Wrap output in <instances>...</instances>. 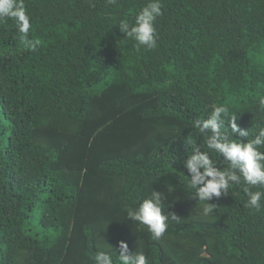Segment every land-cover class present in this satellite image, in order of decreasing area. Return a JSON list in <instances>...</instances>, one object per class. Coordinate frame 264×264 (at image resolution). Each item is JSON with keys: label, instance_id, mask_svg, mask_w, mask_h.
<instances>
[{"label": "trees", "instance_id": "trees-1", "mask_svg": "<svg viewBox=\"0 0 264 264\" xmlns=\"http://www.w3.org/2000/svg\"><path fill=\"white\" fill-rule=\"evenodd\" d=\"M147 2L25 0L34 51L0 21V264H120L121 240L149 264H264V199L242 181L206 215L183 164L195 143L229 166L191 126L218 104L264 127V0H162L151 50L119 29ZM151 191L178 217L159 239L126 212Z\"/></svg>", "mask_w": 264, "mask_h": 264}, {"label": "clouds", "instance_id": "clouds-1", "mask_svg": "<svg viewBox=\"0 0 264 264\" xmlns=\"http://www.w3.org/2000/svg\"><path fill=\"white\" fill-rule=\"evenodd\" d=\"M114 3L115 0H109ZM162 0H148L138 12L133 23L122 20L119 23L120 31L151 50L157 46L155 21L162 15ZM11 19L19 32L20 43L29 50H36L39 42L28 38L32 28L30 15L25 0H0V21ZM264 105V98L259 101ZM238 116L230 112L225 104H218L212 108L206 118L192 121V128L197 129L204 136L207 148L222 155L228 162L223 170L217 167L209 151H204L191 144V154L187 155L184 167L189 173L190 187L195 189V197L205 201L204 214L214 211V204L209 203L213 197L219 198L222 193L228 194L230 185L240 184L242 181L247 187L244 192L248 196L247 206L259 210L264 199V191H251V187H264V127L260 128L255 136L249 137V128H242L237 123ZM225 122L231 131L225 127ZM227 129V130H226ZM233 133L237 138L233 139ZM239 137L247 138L246 142ZM127 216L132 221L147 226L151 236L159 239L168 228L169 219H177L175 214H167L162 203V193L151 191L134 209H127ZM118 259L120 264H149L147 256L140 252H129L128 245L119 241ZM95 264H114L112 255L106 250L97 251L93 257Z\"/></svg>", "mask_w": 264, "mask_h": 264}]
</instances>
